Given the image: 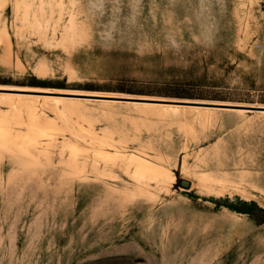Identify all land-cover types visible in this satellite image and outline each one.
<instances>
[{
  "label": "rangeland",
  "instance_id": "rangeland-1",
  "mask_svg": "<svg viewBox=\"0 0 264 264\" xmlns=\"http://www.w3.org/2000/svg\"><path fill=\"white\" fill-rule=\"evenodd\" d=\"M0 130V264H264V0H0Z\"/></svg>",
  "mask_w": 264,
  "mask_h": 264
},
{
  "label": "bare ground",
  "instance_id": "bare-ground-1",
  "mask_svg": "<svg viewBox=\"0 0 264 264\" xmlns=\"http://www.w3.org/2000/svg\"><path fill=\"white\" fill-rule=\"evenodd\" d=\"M10 90V89H9ZM48 93V92H47ZM18 94V93H17ZM51 94V93H50ZM20 95V94H19ZM23 95V94H22ZM79 95V94H78ZM56 97V96H55ZM63 97V96H62ZM20 98V97H19ZM189 102V101H188ZM182 103V102H181ZM190 103V102H189ZM197 104V103H196ZM200 104V103H198ZM160 105V104H159ZM163 105V104H162ZM239 111V110H238ZM0 134H2L3 136L7 135L6 131L0 130ZM129 158V157H128ZM125 163L128 166H133L136 170L137 176L139 178H143L146 176H152L154 177V180L157 183H162L163 181H165V178L169 177L170 179H172V181L176 180V176L173 172H165L162 169L156 168L150 161L143 159V158H139V157H130L129 159H125ZM188 169V168H187ZM150 176V177H151ZM147 177V178H148ZM151 179V178H149ZM169 182V181H168ZM217 183V182H216ZM159 185V184H158ZM157 185V186H158ZM166 187V186H165ZM167 189V187H166ZM210 190V188H208ZM220 195V194H219Z\"/></svg>",
  "mask_w": 264,
  "mask_h": 264
},
{
  "label": "trees",
  "instance_id": "trees-1",
  "mask_svg": "<svg viewBox=\"0 0 264 264\" xmlns=\"http://www.w3.org/2000/svg\"><path fill=\"white\" fill-rule=\"evenodd\" d=\"M130 93L133 94H141V95H159V96H172V97H181L184 96L182 95L183 93H181V89L178 87H173V86H169V85H165V86H151V87H147V86H138V85H130ZM137 90V91H135ZM188 96V95H187ZM181 179L178 176V182H180Z\"/></svg>",
  "mask_w": 264,
  "mask_h": 264
}]
</instances>
